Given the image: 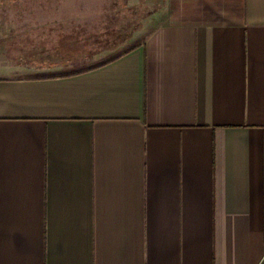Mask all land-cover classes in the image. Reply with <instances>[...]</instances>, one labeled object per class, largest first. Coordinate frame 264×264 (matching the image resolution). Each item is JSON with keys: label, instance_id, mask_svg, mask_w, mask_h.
I'll list each match as a JSON object with an SVG mask.
<instances>
[{"label": "crops", "instance_id": "0c3cea01", "mask_svg": "<svg viewBox=\"0 0 264 264\" xmlns=\"http://www.w3.org/2000/svg\"><path fill=\"white\" fill-rule=\"evenodd\" d=\"M89 67L0 54V264H264V0H162Z\"/></svg>", "mask_w": 264, "mask_h": 264}, {"label": "rangeland", "instance_id": "374dc122", "mask_svg": "<svg viewBox=\"0 0 264 264\" xmlns=\"http://www.w3.org/2000/svg\"><path fill=\"white\" fill-rule=\"evenodd\" d=\"M162 0H0V54L9 64L70 71L141 44Z\"/></svg>", "mask_w": 264, "mask_h": 264}]
</instances>
